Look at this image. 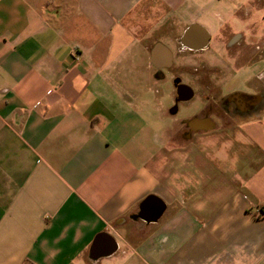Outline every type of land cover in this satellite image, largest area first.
<instances>
[{"label":"crops","instance_id":"crops-1","mask_svg":"<svg viewBox=\"0 0 264 264\" xmlns=\"http://www.w3.org/2000/svg\"><path fill=\"white\" fill-rule=\"evenodd\" d=\"M211 34L251 55L264 0H0V264H264V110L169 112L171 72L232 71Z\"/></svg>","mask_w":264,"mask_h":264},{"label":"flooded vegetation","instance_id":"flooded-vegetation-1","mask_svg":"<svg viewBox=\"0 0 264 264\" xmlns=\"http://www.w3.org/2000/svg\"><path fill=\"white\" fill-rule=\"evenodd\" d=\"M230 40L231 37L221 41L226 54L213 51L222 58L230 60L229 66L233 69L228 73V76L226 72L217 67L202 68L200 73L190 70L187 72V80H183L176 71L171 72L174 80L179 79V81L174 85L175 93L169 112L175 117V120L177 117H181L174 124L180 137L185 138L194 133L227 127L237 121H245L254 115H259L264 110L263 67L255 76L259 85L255 94L247 91L251 84L249 80L243 84L239 80L241 84L237 90L227 91L225 86L227 77L237 76L241 71L250 69L253 64L262 63L264 60V39L249 43L247 49L251 55H247V52L244 51L237 57L232 54L235 53L236 48L243 40L234 43ZM209 43L210 39L203 50H208ZM177 45L180 47L181 43L178 41ZM189 94V98L181 100Z\"/></svg>","mask_w":264,"mask_h":264},{"label":"water","instance_id":"water-1","mask_svg":"<svg viewBox=\"0 0 264 264\" xmlns=\"http://www.w3.org/2000/svg\"><path fill=\"white\" fill-rule=\"evenodd\" d=\"M193 27H194V25H189L186 29H185V31L183 32V35H182V37H181V42L180 43H184V40L185 39H187V37H189L190 35H191V33H192V29H193ZM208 41H209V37H206L203 41H201L200 43H199V45L197 46V47H190V46H188L187 48H189V49H194V50H201V49H203L207 44H208ZM179 81V79H175L174 80V85H175V83H177ZM179 85H182V84H179ZM190 97V94L187 96V97H184L183 99H181V100H185V99H187V98H189ZM145 206V201L143 202V204H142V207H144ZM161 210H162V206L160 205V207L157 209V216H159L160 215V213H161ZM104 234V233H103ZM102 235V234H101ZM112 238V237H111ZM113 239V238H112Z\"/></svg>","mask_w":264,"mask_h":264},{"label":"rangeland","instance_id":"rangeland-1","mask_svg":"<svg viewBox=\"0 0 264 264\" xmlns=\"http://www.w3.org/2000/svg\"><path fill=\"white\" fill-rule=\"evenodd\" d=\"M210 28H212V27H210ZM219 43H220V44H219ZM219 43H218L217 40H215V35H214V34H211V39H210V43H209V46H208V50H207V51H204L203 54H204L205 56H206V55H209V56H210V54H212L214 50H215V51H218V52H221V53H223V54H224V53L226 54L222 42L220 41ZM221 45H222V46H221ZM182 78H183V80H187V79H188V77H187L186 74H183V75H182ZM232 81H233L232 83H233L234 85H240V82H239L238 80H233V79H232ZM238 87H240V86H238Z\"/></svg>","mask_w":264,"mask_h":264}]
</instances>
